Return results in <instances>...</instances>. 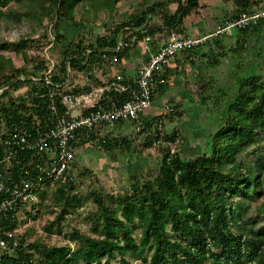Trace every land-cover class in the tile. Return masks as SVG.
<instances>
[{
  "label": "trees",
  "instance_id": "trees-1",
  "mask_svg": "<svg viewBox=\"0 0 264 264\" xmlns=\"http://www.w3.org/2000/svg\"><path fill=\"white\" fill-rule=\"evenodd\" d=\"M119 1L0 0V18H18L20 13L12 8L13 2H33L34 7L27 8L23 14L26 18H31L32 14L38 17L44 14L49 18L47 21L53 26L55 36L52 50L59 52L56 68L63 72L66 60L71 61L76 70L92 71L107 61L103 54L107 57L116 54L125 74L124 65H128L130 57L135 55L133 51L147 57L142 52L145 36L151 37L153 50L156 49V35L166 38V30L170 28L199 36L184 25V17L198 6L199 0H137L138 7L124 14L119 22L112 26L103 24L104 32L84 36L80 24L91 21L99 25L98 14L106 10L107 16L111 17ZM230 1L234 8L228 15L215 17L217 27L238 19L242 12L253 13L264 8V0ZM171 4L176 5L171 8ZM3 7H7L5 11ZM78 7L83 12L82 19L75 18ZM213 31L204 34L207 37L203 42L182 49L176 56L182 53L184 61L191 64L193 57L201 58V66L196 67V83L200 88L197 101L207 105L211 94L203 91L212 88V80H206L201 69L218 66L221 56L229 52L237 55L240 59L233 71L232 84L228 85V94L224 93L222 97L212 94L214 106L208 107L207 113L201 115L195 111L194 117L190 114L182 121L179 119L187 109L181 102H170V110L163 109L152 115L140 113L142 123L137 131L144 135L142 145L149 148L155 144L162 152L155 161V173L143 169L148 158L139 154L132 163L124 194L90 189L88 195L100 212L92 223L93 234L80 232L77 228L67 233L70 239L81 243L79 248L72 249L67 242L56 245L39 238L27 240L24 233L5 236L7 245L0 248V264H78L80 259L84 264H112L110 255L113 252L118 256V264H136L133 259L137 257L141 261L137 264H264V223L251 221L249 212V200L264 194V15L243 26L236 24L231 34L209 35ZM231 38H234L233 43L228 42ZM118 41H122V46L115 49ZM44 42L45 36L41 39L21 36L13 42H0V119L7 132L15 126L29 125L30 118L24 117L26 121H21V110L28 108L27 103H31L38 113L45 108L42 105L48 100L47 94L44 95L48 86L42 77L38 81L27 77L37 76L45 65L39 51L30 55L28 49L37 50ZM7 49L20 54L24 62L17 66L10 56L1 52ZM244 57L245 62L242 61ZM174 68L169 64L165 66L166 81L160 84L157 92H165L170 83L173 85L177 81L172 74ZM185 68L178 73H183ZM104 72L108 73V70ZM239 72L244 73L239 75ZM51 81V85L61 82L55 73ZM187 100H194L192 92ZM222 102H225L222 111H216ZM167 116L175 117L178 122L169 132L163 125ZM198 120L203 124L200 125ZM124 122L130 121L119 120L114 126ZM112 128L102 126L81 140L80 145L83 148L95 145L106 151L119 147L134 152L135 144L131 147L128 136L114 135ZM203 128L207 130L201 131L205 140L189 144L187 134ZM4 149L0 142V157ZM247 151L255 155L253 160L243 159L242 153ZM24 156L25 152L17 155L20 161H24ZM78 162L76 158L73 175L67 183L55 184L41 192V200L51 192L55 202L62 207L61 213L44 226L47 233L62 232L58 224L62 212L80 199L76 174L85 175L90 170L83 168L78 172ZM2 196L1 193L0 199ZM233 196L237 198L233 199ZM109 200L117 203L121 218L114 216L115 208H111ZM261 211L257 208L258 213ZM261 218L264 219V213ZM110 220L114 225H109ZM4 224L6 228L15 225L12 218ZM168 224L177 236L172 238L164 233ZM134 225L139 228L137 238L131 230Z\"/></svg>",
  "mask_w": 264,
  "mask_h": 264
},
{
  "label": "built area",
  "instance_id": "built-area-1",
  "mask_svg": "<svg viewBox=\"0 0 264 264\" xmlns=\"http://www.w3.org/2000/svg\"><path fill=\"white\" fill-rule=\"evenodd\" d=\"M261 15H264V8L253 13L242 12L238 19L227 21L209 35L231 34L236 24H249ZM49 32L47 40L37 49L41 50L45 65L37 76H27L35 81L42 77L48 86L44 93L48 100L42 105L45 106L43 112H36L31 103H27L28 108L21 110V121L23 123L26 121L24 117H28L29 125L15 126L8 132L0 119V142L5 148L0 157V194L4 195L0 199V248L7 245L5 236L21 234L23 225L41 230L35 224L42 205L41 192L69 181L81 140L102 126L112 127L119 120H129L139 129L142 123L139 114L151 104L152 96L166 81L163 75L165 66L179 51L203 42L207 37H193L170 28L166 30V38L153 50L151 37L145 36L142 52L147 57L141 55L133 64L131 73L125 64L124 74L122 62H117L116 54L108 57L103 54L107 61L92 71L76 70L69 60L64 63L65 72L60 71L56 68L59 52L52 50L55 36L53 30ZM121 46L122 41H118L115 49ZM105 69L108 73L104 72ZM53 73L61 82L51 85ZM21 152L26 153L24 161L17 157ZM9 216L15 223L12 228H6L4 224L11 219ZM50 235L59 237L56 232Z\"/></svg>",
  "mask_w": 264,
  "mask_h": 264
},
{
  "label": "rangeland",
  "instance_id": "rangeland-1",
  "mask_svg": "<svg viewBox=\"0 0 264 264\" xmlns=\"http://www.w3.org/2000/svg\"><path fill=\"white\" fill-rule=\"evenodd\" d=\"M213 0H199L198 6L195 9H192L189 12V17H187V20H201L205 19L203 24L206 25V18H208L209 14L212 15V11L216 12H225L224 15H228L230 11L233 10V4L230 0L224 1L221 3V1H215ZM223 1V0H222ZM12 8L17 9V11L20 13L18 18L15 19L14 17H6L2 16L0 18V42L3 40L7 42H13L14 40L18 39L21 36H30L34 38H40L42 36H45V41L47 40V36L50 34V30H53L52 27L47 20L49 18L46 15H41L38 17L37 15L32 14L31 18H26L23 14L27 8L34 7L33 2H27V3H17L13 2ZM221 4H224L221 5ZM171 8H174L176 4H171ZM137 6V0H120L113 11L112 18L107 16V11H101L98 16L99 20L101 21L99 25L97 22L92 23L91 21H83L80 25L83 27V34L84 36H92L99 33L104 32L103 24H107L109 26H112V24L119 22L120 19L126 14L127 12L132 11ZM7 7H3V10L5 11ZM81 8L78 7L76 11V19H82V11ZM220 13V14H221ZM216 14V13H215ZM218 14V13H217ZM92 25V26H91ZM106 25V26H107ZM90 30V31H89ZM45 34V35H43ZM228 40V39H226ZM234 38H231L228 40V42L233 43ZM36 49L31 48L28 49V52H30V55H34V53L37 52ZM32 51V52H31ZM54 53L57 52V49L53 50ZM6 56H10L13 62L19 66L24 61L22 56L20 54L15 53L14 51L7 49L2 50ZM41 52V50H39ZM38 53V52H37ZM135 54V53H134ZM233 53L229 52L227 55L229 57L221 56V63L214 68L213 71H207L205 74L209 75V77H214V86L211 91V93L214 95V93L217 96H224L223 94H228V85L230 84V78L229 75L232 73L233 70H231V56ZM243 56H245V53H242ZM241 54V55H242ZM246 57V56H245ZM243 58L242 61L246 60V58ZM242 58V56H241ZM130 59H133L130 57ZM233 59V58H232ZM245 62V61H244ZM238 63L237 59L235 60V65ZM249 63V62H248ZM233 68V65H232ZM213 69V68H211ZM235 70V69H234ZM132 70L129 69L128 73H131ZM211 72V74H210ZM244 73V72H243ZM242 72H239L238 74H243ZM206 75V76H207ZM183 81V80H182ZM179 84V83H177ZM174 87H168L164 93L157 92L154 97L151 104L144 108L143 115H152L155 114L163 109L167 110L172 103L175 102H181V105L184 101L182 96H175L172 95L176 91L173 89ZM218 88L217 91L215 89ZM178 91L182 92L179 88H176ZM174 91V92H172ZM177 93V92H176ZM184 94L186 95V110H184L182 117H180L179 121H182L184 119L189 118V114H191L192 117L195 116V111L200 113L201 115L207 113L209 111L208 106L211 104L207 101V105H205L204 102H198L192 100L189 101L187 98L191 95V92L186 90L184 91ZM225 99V98H224ZM213 100V98H212ZM211 100V101H212ZM223 101V98H222ZM225 105V102H222L220 105H217L216 111H222L223 107ZM184 108V107H183ZM165 119V118H164ZM197 120H195L196 122ZM163 124L165 127L166 132H169L171 130V127L177 122V119L175 117L167 116ZM199 124H203L202 121L198 120ZM178 123V122H177ZM111 133L114 135H120V136H128L130 139L131 147L132 144L134 145V152L131 153L129 150L120 149L119 147L113 148L109 151L100 149L96 147L95 145L92 146H81V149L79 150L77 154L78 158V164L76 169L78 172L82 170L83 168H87L90 170V173L86 171L85 175H79L76 174V182L77 185V193L79 195V200H76L73 202L71 206H67L66 210L62 212V218L59 220V225H61L62 232H58L59 237L52 238L51 233H47V230H45V225L50 221L56 214H60L62 211V207L60 203H56L55 200L52 197L51 192L47 194L44 200H42V205L39 208V211L36 215V228L41 229L40 231L35 229V227H32L31 225L22 227V230L27 240H33L36 238L42 239L45 243L48 244H63L65 242L70 244V247L72 249L79 248L81 243L72 240L68 237L67 233L71 231L73 228H77L80 232H87L91 235L93 232H91L92 223L99 217V209L94 204L93 199L88 195V191L92 188H95L96 190H102L104 192H110L113 194H124L127 184L129 181V176L131 173V167L134 160H136V156L141 154L142 156H147V163L143 166L144 170L148 173H155L156 166L155 161L159 158V156L162 154V152L159 150L160 147L156 146L155 144L148 148L144 147L142 145V139L143 134L139 133L137 128L135 127L134 123L131 122H124L123 124L116 126H112ZM109 128V127H107ZM207 131L206 128L195 130L193 133L187 134V142L192 143L191 145L195 144V141L203 142L205 140V135L202 134L201 131ZM182 132V131H181ZM184 133V131H183ZM193 138V139H192ZM255 146V145H253ZM172 148H174V145H172ZM251 149L252 146L250 147ZM139 149L141 152H139ZM187 149H189L187 147ZM249 149V150H251ZM263 151V149H262ZM145 156V157H146ZM243 159L246 161L253 160L255 155L251 152L247 151L242 153ZM146 174V173H145ZM142 178V177H141ZM237 198V196L232 197ZM250 201V209L249 212L251 213V221H257L260 223H264V219L261 218L262 213H264V194L260 196H254ZM108 204L111 206V208H115V214L114 216L121 218L120 209L117 208V203L108 201ZM257 208H261V212H257ZM23 223V222H22ZM56 224V225H58ZM109 225H114V221L110 220ZM132 234L137 238L139 235V228L137 226L131 227ZM57 232V231H56ZM53 233V232H52ZM164 233L167 234L170 237L177 236L178 234L175 233L171 229V225L168 224L165 227ZM95 234V233H94ZM149 252L148 250L146 251ZM130 259L133 257H130L127 255ZM140 258L137 257L133 259L134 263H141L139 260ZM110 262L112 264H118V256L113 252L110 255ZM78 264H84V260L80 259Z\"/></svg>",
  "mask_w": 264,
  "mask_h": 264
},
{
  "label": "crops",
  "instance_id": "crops-1",
  "mask_svg": "<svg viewBox=\"0 0 264 264\" xmlns=\"http://www.w3.org/2000/svg\"><path fill=\"white\" fill-rule=\"evenodd\" d=\"M216 0H213L212 2H215ZM217 1H221V3L222 2H224V1H222V0H217ZM221 5H223L224 6V4H221ZM216 13V14H215ZM218 13V14H217ZM221 12H216V11H212V15L211 14H209V16H208V18H206V25L205 24H203V22L205 21V19H203V20H201L202 22H200L199 20H187V17H189V14L188 15H186V17H184V25L186 26V28H188V29H190V30H192V32H194V33H196V34H198L199 36H203L205 33L207 34V33H209L210 31H213V30H215V28L217 27V25H216V18L215 17H217V16H224V14H225V12H222L221 14H220ZM165 38H164V36H157L156 35V38H155V45H156V48L162 43V41L164 40ZM139 52H140V50H139ZM135 53V55H133V59H131V60H129V62H128V65H127V67H129V69H131L132 70V66H133V64L136 62V60L141 56V54H138V52H137V50L136 51H133V54ZM135 56V57H134ZM230 56V55H229ZM228 55H225L224 57H229ZM232 58H231V61H232V63H231V70H233V71H235L234 69H235V60L237 59V60H239L240 58L237 56V55H234V54H232V56H231ZM193 59H194V63L193 64H191V63H189L188 61H184V59H183V57H182V53H179L175 58H174V60H172L170 63H169V65L170 66H175V68H174V70H173V76L174 77H176L175 79H177V81L176 82H174V84L172 85L171 83H170V85L168 86V87H171V86H173L174 88V90L177 92H175V93H173L172 95H175V96H182V98H183V100L182 101H184L182 104H184L183 106L184 107H186V102L187 101H185L186 100V95L184 94V91H186V90H188V91H190V92H192L193 93V96H194V101H197V100H199V97H200V93L198 94L197 92H198V90L200 89L198 86V84L196 83V81H197V79H198V76H196V74H197V69H196V67L198 66V65H200V60H201V58H197V56H195V57H193ZM232 65H233V68H232ZM182 66V67H181ZM201 66V65H200ZM184 67H186L185 69L186 70H184L183 71V73H181V74H179L178 72L182 69V68H184ZM217 67V66H216ZM216 67H211V66H207V67H205V68H202L201 69V71H200V73L203 75V76H205V79L207 80V79H210L211 78V80H212V82H211V89L210 90H212L213 89V86H214V77L213 76H211V77H209V75H207V74H205V72H207V71H213L214 70V68H216ZM211 68H213V69H211ZM233 71H232V73H230L231 75H229V78H230V84H232V81H233ZM210 74H211V72H210ZM207 75V76H206ZM183 80V81H182ZM177 83H179V84H177ZM167 87V88H168ZM175 87L176 88H179L182 92H180V91H178L177 89H175ZM209 92V89H207L206 91L204 90L203 91V93L204 94H206V93H208ZM172 92H174V91H172ZM164 93V92H163ZM210 96V98L211 99H209V103L211 104L210 106L212 107V106H214V104H213V101H211L212 100V97H213V95H212V93H211V91L208 93ZM188 103V102H187ZM210 106H208V107H210ZM189 117H190V114H189Z\"/></svg>",
  "mask_w": 264,
  "mask_h": 264
}]
</instances>
